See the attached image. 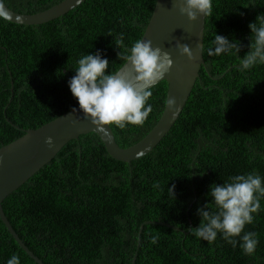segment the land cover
Instances as JSON below:
<instances>
[{"label": "trees", "instance_id": "16d2710c", "mask_svg": "<svg viewBox=\"0 0 264 264\" xmlns=\"http://www.w3.org/2000/svg\"><path fill=\"white\" fill-rule=\"evenodd\" d=\"M61 1L4 0L22 13ZM156 1L85 0L42 24L0 19V146L78 105L68 81L81 55L100 50L115 73L125 63L118 53L141 39ZM260 13L264 0H213L205 63L179 118L149 153L121 161L96 133H83L4 199L11 225L45 264H132L135 253L134 264H264V200L245 226L259 239L251 257L219 235L209 242L192 231L212 183L253 170L264 176V65L240 71L239 55L207 52L218 33L241 41L245 55L248 25ZM167 89L166 80L151 87L143 125H110L120 146L153 128ZM12 254L39 264L0 217V264Z\"/></svg>", "mask_w": 264, "mask_h": 264}, {"label": "clouds", "instance_id": "9594fccd", "mask_svg": "<svg viewBox=\"0 0 264 264\" xmlns=\"http://www.w3.org/2000/svg\"><path fill=\"white\" fill-rule=\"evenodd\" d=\"M180 11L195 21L199 15L209 16L213 10V0H180ZM9 18V12L0 7V19ZM251 30L249 51L243 56L241 41L229 39L216 33L212 46L207 49L210 56L237 54L240 56V71H247L257 65H264V13L250 22ZM111 35V34H110ZM117 46L124 45L123 34L114 37ZM181 54L194 59L188 44H181ZM128 66L127 72L108 71L109 60L100 50L81 55L74 68L75 75L68 81L79 109L90 116L97 127L115 125L121 129L128 125H143L153 111L148 103L152 96L151 86L156 84L174 65L170 52L154 47L151 40L137 39L125 52H119ZM174 98L170 103H174ZM54 142L52 136L46 143ZM210 202L199 206L197 214L201 217L198 227L192 228L193 234L205 241H215L221 236L233 247L239 246L243 254L253 256L259 244L258 234L245 231L252 224L254 214L261 210L264 200V176L251 171L230 176L223 183L214 182L207 193ZM6 264H21L18 254H12Z\"/></svg>", "mask_w": 264, "mask_h": 264}, {"label": "water", "instance_id": "95a60500", "mask_svg": "<svg viewBox=\"0 0 264 264\" xmlns=\"http://www.w3.org/2000/svg\"><path fill=\"white\" fill-rule=\"evenodd\" d=\"M83 1L85 0H62L35 13L17 12L7 6L4 0H0V7L9 12L7 20L32 25L58 18ZM179 3L180 0H157L141 37L151 40L154 47L158 46L170 52L174 60L171 70L158 81L166 80L168 83L163 112L157 123L141 140L128 147H122L116 141L110 125L97 127L92 123L90 116L82 110L73 112L72 108L38 128L26 129L17 139L0 146V217L20 246L39 264L45 263L30 250L7 218L2 205L4 199L53 159L68 141L77 139L80 134L96 133L108 153L121 161H132L154 149L179 118L200 74L201 66L205 63L203 47L206 17L199 15L197 20H191L180 11ZM181 44L190 46L194 59L181 54ZM127 71L125 61L116 72ZM173 98L175 102L170 103ZM74 108L79 109V105ZM48 136L53 137L54 142L51 145L46 143ZM143 224L140 227L139 240ZM136 257L137 253L132 264Z\"/></svg>", "mask_w": 264, "mask_h": 264}]
</instances>
